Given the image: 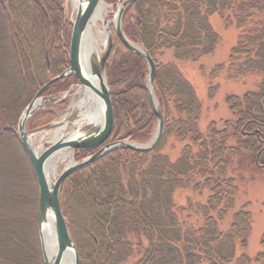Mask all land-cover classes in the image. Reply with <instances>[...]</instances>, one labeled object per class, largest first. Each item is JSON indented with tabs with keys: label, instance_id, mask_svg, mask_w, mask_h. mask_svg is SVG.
Segmentation results:
<instances>
[{
	"label": "trees",
	"instance_id": "16d2710c",
	"mask_svg": "<svg viewBox=\"0 0 264 264\" xmlns=\"http://www.w3.org/2000/svg\"><path fill=\"white\" fill-rule=\"evenodd\" d=\"M64 1L0 0V83L8 82L6 90L0 84V142L14 136L19 110L47 82L46 54L53 75L69 66L72 27L64 21ZM214 15L236 25L238 40L211 78L224 72L227 79L260 80L244 95L226 97L233 119L202 130L193 86L175 61L158 59L168 51L190 61L213 54L221 40ZM123 31L156 62L164 135L150 152L119 148L65 180L61 205L81 264H264V253H245L252 213L237 198L243 169L258 166L264 137V0H136L124 12ZM148 72L145 58L116 35L105 68L115 114L111 138L150 139L157 117L145 88ZM76 82L70 76L44 93ZM9 90L22 99L12 103ZM170 136L183 144L175 158L163 152ZM178 190L205 192V199L179 205ZM12 217L0 214V264H41L38 239L30 243Z\"/></svg>",
	"mask_w": 264,
	"mask_h": 264
},
{
	"label": "rangeland",
	"instance_id": "374dc122",
	"mask_svg": "<svg viewBox=\"0 0 264 264\" xmlns=\"http://www.w3.org/2000/svg\"><path fill=\"white\" fill-rule=\"evenodd\" d=\"M105 3L109 4L110 7L105 9L104 19L100 18L93 25V30L95 32L97 30L104 31L106 29L109 33L107 43L103 46L102 52H100V57L104 55L108 48L109 37L114 40L117 35L115 25L112 23V21L115 20L120 8L119 0L115 3L108 1H105ZM63 4L65 9L64 21L68 22L72 27V22L75 20V7L72 0H65ZM106 21L111 23L105 25ZM211 24L213 28L219 33L221 38L220 43L213 54L205 56L199 61H190L176 60L174 58V53L172 51H168L162 53L158 59L159 63L175 61L179 65L186 79L193 86L195 93L202 104L201 119L199 123L200 129L202 130H205L211 123H216L220 126L222 125L223 121L227 119H233L235 116L233 115L226 97L231 94L242 96L247 91L252 90L254 88H252L253 84L257 85L258 81L260 80V77L258 76H247L239 80L230 78L227 79L224 72L218 76H212L211 78V70L216 65L228 61L232 48L235 46L238 40V29L235 24L226 25L218 15L211 17ZM70 39L71 35L69 38V46ZM48 56L49 55L47 53L46 64L50 75L46 81L57 76L53 75L52 73V67L50 63L52 60L48 58ZM67 59L69 63V49ZM66 69L61 71L59 74L63 73ZM0 84L2 85V90H4L3 86L5 87V90L7 89L8 82H6V80H2ZM79 84V82H76L72 83L71 85L68 84L66 87L57 86L52 88L48 93H43L45 97H49L52 100H44L43 103H45V105L31 117H34L33 121H31V118H29L30 121L28 120L26 124V130L30 133V137L35 145L36 150H38L39 146L43 145L42 151H44L47 146L55 139L67 136L68 134L72 133V131H76V129L79 127L77 124H75V122L80 120V115L85 110L84 108L76 106V104L83 98V95L81 94V88H85L83 86L79 87ZM10 91L11 90L8 92L5 91V93H8H6L5 96L10 99L12 103L22 99L20 95H15V93L14 95H10ZM10 106L13 108L12 110L17 108L16 104H11ZM25 107L19 110V117ZM65 120L68 121L66 131L61 132V128ZM83 122L84 123H81L82 127H85L89 124L86 121ZM50 125H52V127H49ZM98 125V123L95 124V126ZM157 126L158 120L148 141L143 143L136 141L133 142L138 144L148 143L154 137ZM18 137V130H16L13 137L11 136V138H5L2 140V142H0V214L4 213L8 219H12L13 215L16 220L18 219V222L21 225L20 227H22L24 232L29 236V242L32 243V240L35 236V239H38L40 246V235L37 221L39 188L31 163ZM117 140H119L118 137L115 139L110 137L108 142ZM182 146L183 144L177 142L173 136H170L165 140L163 152L168 154L170 157L175 158L179 155ZM114 150H111L108 153ZM90 153L91 152L84 150H74L72 153L73 161H82L85 158H88ZM65 163L66 162L62 163L59 167L54 181L58 178L60 173L66 169L64 167ZM243 175V180L240 181L237 195L239 200L238 204L249 202V209L252 213L253 220L245 253L250 257H256L260 253H264V168L255 166L250 168L248 173L244 168ZM63 186L61 189V196ZM204 196L205 192L203 195H200L198 193H193L186 190H178L175 193V200L179 205H187L190 202L205 199ZM32 264L39 263L35 262ZM41 264H43V258H41Z\"/></svg>",
	"mask_w": 264,
	"mask_h": 264
},
{
	"label": "water",
	"instance_id": "95a60500",
	"mask_svg": "<svg viewBox=\"0 0 264 264\" xmlns=\"http://www.w3.org/2000/svg\"><path fill=\"white\" fill-rule=\"evenodd\" d=\"M135 1L136 0H119L120 8L112 23L115 25L117 37L123 45L130 51L141 55L147 61L149 72L145 88L152 109L158 120V126L154 137L146 144H138L128 139L108 142L115 123L112 91L105 74L106 62L113 44L112 38L109 37L108 48L104 55L98 60L95 57L91 60V70L86 68L83 59L85 38L99 5L104 3L110 7L104 0H79L75 8V20L72 22V33L69 46V67L63 73L50 78L44 83L37 90L19 117L17 126L18 138L31 163L39 188L37 221L43 264H61L68 252L73 253L71 256L72 264H81L79 250L73 239L61 206V189L67 177L77 170L92 164L111 150L121 147L129 148L137 152H150L156 149L163 139L165 120L159 101L155 95L156 63L149 52L142 47L140 43L131 41L123 31L122 22L124 12L126 8ZM109 23L111 22L106 21L105 25ZM72 75L78 79L80 86L90 90L103 103V120L101 125L95 126V124L89 123L83 128H78L77 131H75L76 133H70L67 136L55 139L44 151H37L30 137V133L26 130L27 121L45 105V103H43L44 100H52L49 97H45L43 93L55 82ZM49 127H52V125ZM94 148H98V150L82 161H74L72 165L68 166L60 173L55 181L49 178L48 165L55 154L65 149L74 151L77 149L84 150ZM49 218L54 222L57 240V253L53 259L49 257V252L42 233V227L47 223Z\"/></svg>",
	"mask_w": 264,
	"mask_h": 264
},
{
	"label": "bare ground",
	"instance_id": "6f19581e",
	"mask_svg": "<svg viewBox=\"0 0 264 264\" xmlns=\"http://www.w3.org/2000/svg\"><path fill=\"white\" fill-rule=\"evenodd\" d=\"M72 2L74 7L76 8L79 3V0H72ZM107 8L108 6L104 3H101L99 5L97 12L95 13L94 18L92 19V25L90 24L87 36L85 38L83 47V59L85 66L88 70H91V60L94 57L97 60L100 58V52H102L103 46L107 43L109 33L106 29L104 31L97 30L96 32L93 30V25L96 23V21L100 18L104 19L105 9ZM81 94L83 95V98L76 104V106L84 108L85 110L81 113L80 120L78 122H75V124L79 126L78 128H83L81 126V123H84L83 121H86L91 124L98 123L99 125H101V122L103 120V103L97 96H95L90 90L86 88H81ZM67 122V120L64 121V124L61 128V132L66 131ZM72 133L76 132L72 131ZM42 147L43 145L39 146L37 151H42ZM72 153L73 151L71 149H65L53 156L48 165V175L52 181H54L57 171L62 163L66 162L64 166L65 168L74 163ZM42 233L45 245L49 252V257L53 259V257L57 253V240L56 232L54 229V222L51 218H49V220H47V223L44 224V226L42 227ZM72 255L73 253L68 252L62 260L61 264H72Z\"/></svg>",
	"mask_w": 264,
	"mask_h": 264
},
{
	"label": "flooded vegetation",
	"instance_id": "af4514ba",
	"mask_svg": "<svg viewBox=\"0 0 264 264\" xmlns=\"http://www.w3.org/2000/svg\"><path fill=\"white\" fill-rule=\"evenodd\" d=\"M259 132H258V135H259V137L261 136V132H260V130H258ZM261 148L259 147V151L257 152V154L255 155L256 156V164L258 165V166H260V167H263L264 168V137H262L261 138ZM91 153L90 154H92V153H94L95 152V150H93V151H90Z\"/></svg>",
	"mask_w": 264,
	"mask_h": 264
}]
</instances>
